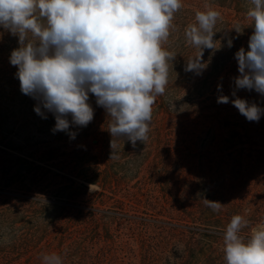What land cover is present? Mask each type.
<instances>
[{"label": "trees", "instance_id": "16d2710c", "mask_svg": "<svg viewBox=\"0 0 264 264\" xmlns=\"http://www.w3.org/2000/svg\"><path fill=\"white\" fill-rule=\"evenodd\" d=\"M182 5L163 44L176 57L169 62L165 93L153 105L150 127L154 125L160 136V162L165 168L172 162L165 175L171 178L188 172L196 164L205 175L196 182L206 195L191 204V198L172 192L162 204H150L148 210L161 230L154 236L138 233L135 243L141 252L125 248L120 235L111 233L107 224L103 228L107 220L112 225V219L125 221L126 217L116 209L100 211L90 194L91 185L110 186L108 173L96 168V146L105 149L109 160L136 161L142 157L141 142L133 147L126 137L113 138L108 131L111 118L92 94L89 103L94 119L87 127L72 125L75 139L63 131L53 133V114L47 112V119L36 114L37 101L21 93L17 67L10 64L12 50L20 46L19 38L0 28V264H43L42 256L51 253L59 254L63 264H226L223 236L232 216L239 214L249 221L240 233L245 238L252 227L264 222V115L258 122H250L231 102L217 103L218 96L227 92L220 82H232L235 88L233 78L239 72L234 54L241 47L248 48L253 28L246 13L252 5L250 0H182ZM206 5L218 8L222 15L214 28L217 49L203 50L202 63L207 66L198 75L185 71L187 61L200 52L187 40L185 29L196 23V12L205 11ZM237 28L242 32L237 33ZM29 38L33 39L31 34ZM229 39L232 47H228ZM205 88H212L206 98L201 91ZM251 96L264 108V96L254 90ZM21 109L36 114L40 133L51 141L23 149L12 146ZM191 118L195 126L205 125L203 136L193 133L191 138ZM112 140L114 156L110 158ZM121 143L124 154L118 151ZM231 150L238 152L237 157ZM227 151L229 154L219 155ZM226 181L231 182V190L239 192V198H230ZM171 183L176 186L177 179ZM205 199L223 206L219 212L213 211ZM168 226L169 231L165 230Z\"/></svg>", "mask_w": 264, "mask_h": 264}, {"label": "clouds", "instance_id": "9594fccd", "mask_svg": "<svg viewBox=\"0 0 264 264\" xmlns=\"http://www.w3.org/2000/svg\"><path fill=\"white\" fill-rule=\"evenodd\" d=\"M246 16L253 32L248 48L234 58L239 75L236 89L264 96V0H250ZM182 0H0V28L17 36L19 47L10 54L17 67L20 91L37 101L34 111L43 119L53 114V133L63 131L70 139L72 125L87 127L96 104L111 118V136L126 137L135 147L148 140L153 105L165 93L169 62L176 54L166 50L175 13ZM197 11L196 23L185 29L187 40L200 50L187 61L185 71L201 74L204 49L215 47V25L221 13L211 5ZM237 33L242 31L235 29ZM29 34L33 39L29 38ZM232 47V40H228ZM221 90V86H218ZM220 95L217 103L231 102L248 121L258 122L264 108L236 96ZM111 157L113 140L111 141ZM219 212L220 202L205 199ZM249 221L232 216L223 236L226 264H264V222L240 233ZM43 264H63L59 254L42 256Z\"/></svg>", "mask_w": 264, "mask_h": 264}, {"label": "rangeland", "instance_id": "374dc122", "mask_svg": "<svg viewBox=\"0 0 264 264\" xmlns=\"http://www.w3.org/2000/svg\"><path fill=\"white\" fill-rule=\"evenodd\" d=\"M213 8L220 11L216 7ZM204 10L206 11L207 9L205 8ZM227 78H229V76L225 77V79ZM220 83L224 85L223 90H227L224 95H229L230 97L235 98L232 96L233 91H235L236 96L246 99L249 103H258L256 96H251V91H236V89L231 86L232 82L229 81ZM211 90L212 88H205V90H201L203 94H205L204 98L208 96ZM186 96L187 95L183 98V102L187 100ZM193 97L194 96L192 95L191 101L193 100ZM192 102L191 105L195 104ZM29 113L30 112L27 110L21 109L20 118H18L16 125L17 134L12 139V146L14 148L23 149L28 144L33 145L43 141H51L50 137L44 136L40 133V125L38 123L39 118L36 117V114L33 113L31 116ZM99 115L100 117H103L101 114ZM153 120L154 119L152 118L151 122ZM195 123L196 122L191 118V126L189 127V129H191V138L194 135L193 133H196L195 136H203L202 132L207 129L201 122L200 123L202 125L199 126H195ZM150 132H152V136L148 138L145 143L141 142L138 145L140 153H142V157L140 159H136V161H129L128 158H116L109 160L105 149L101 145L96 146L95 150L98 158L96 168L99 170V173H108L110 186H107L105 189H103L104 187L101 183L90 186V194L95 196L96 199V203L94 205L100 211H111L116 209L126 217L125 221L118 218L112 219V225L110 220H107L102 223L103 228H105L107 224L111 233L120 235L119 242L123 243L125 248L133 249L137 252H141V246L135 243V240L139 241V232H147L148 235L154 236L161 230L158 228L159 224H157L151 216L153 213L148 210V208H150V204L153 205L156 202L162 204L164 202V198L166 196L170 197L172 192L177 196H186L187 198H191V204H194L195 201L202 200L206 195V193L200 189L201 183L198 184L196 182L200 176L205 177L201 171L194 167L196 164H194L188 172H180L171 176V178H168L165 175L164 170H169L172 162L167 168H165L163 163L160 162L163 155V152L161 151L162 144L160 143V136H158L155 131L154 125L150 127ZM91 143L92 145H95L96 141ZM119 147H121L118 150L119 153L124 154V144L121 143ZM230 153L235 154L234 157H237L238 152L231 150ZM144 154L145 156H143ZM225 154H229L228 151L221 154L219 153V155ZM173 179L174 181L177 179L176 186H173L171 183ZM230 186L231 182L226 181L225 188L228 190L230 198H239V192L231 190ZM204 190L206 192V189ZM101 193H103L104 196H101ZM158 218L167 220L166 217ZM169 227L170 226H168L165 230L169 231ZM181 231L182 230H180V232ZM162 236H166V233L162 232ZM49 239L50 241H53L54 238L50 237ZM127 243L128 245H126ZM42 245H47V243L44 242Z\"/></svg>", "mask_w": 264, "mask_h": 264}]
</instances>
